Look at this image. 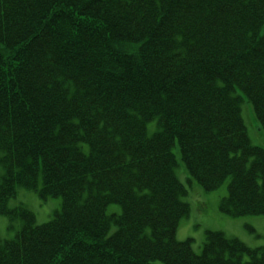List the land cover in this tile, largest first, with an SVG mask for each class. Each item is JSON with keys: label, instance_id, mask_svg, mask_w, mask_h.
Wrapping results in <instances>:
<instances>
[{"label": "trees", "instance_id": "16d2710c", "mask_svg": "<svg viewBox=\"0 0 264 264\" xmlns=\"http://www.w3.org/2000/svg\"><path fill=\"white\" fill-rule=\"evenodd\" d=\"M103 1L0 0V214L23 221L0 264H264V246L220 231L199 253L176 239L189 209L174 171L227 182L224 214L264 215V148L239 107L264 131V0H164L166 16ZM17 187L60 208L36 224L8 207Z\"/></svg>", "mask_w": 264, "mask_h": 264}, {"label": "rangeland", "instance_id": "374dc122", "mask_svg": "<svg viewBox=\"0 0 264 264\" xmlns=\"http://www.w3.org/2000/svg\"><path fill=\"white\" fill-rule=\"evenodd\" d=\"M262 33L264 34V26L262 27ZM245 102L239 107L247 135L251 144L264 148V131L256 120L251 105L249 102ZM152 125L156 128L154 121L148 122V132H150L149 129L152 128ZM174 171L186 190L181 196V200L188 204L189 209L187 215L178 222L175 231L178 241L190 239L192 250L199 253L206 232L220 231L224 236L240 241L248 249L253 250L264 246V215L233 217L219 211L218 204L226 194L227 182H224L215 190L203 191L201 186L187 176L182 167L177 165ZM60 205V197L42 198L38 192L23 187H17L15 196L8 201L9 208L19 206L32 212L36 224L48 221L54 211L60 208ZM106 211L108 214L119 212L120 207L116 204H110L107 206ZM21 224L22 221L17 216L10 217L0 214V238L11 239ZM114 227L112 225L110 232ZM153 264L159 263L154 262Z\"/></svg>", "mask_w": 264, "mask_h": 264}, {"label": "bare ground", "instance_id": "6f19581e", "mask_svg": "<svg viewBox=\"0 0 264 264\" xmlns=\"http://www.w3.org/2000/svg\"><path fill=\"white\" fill-rule=\"evenodd\" d=\"M145 1H146V0H145ZM162 1H164V0H155L156 4L159 3V4L157 5V14H158V15H159V13L162 11V9H163V7H164V5H162ZM112 2H113L112 0H109V1H108V0H105V1H103V4L107 5L108 7H109V6H116V4H114V3H112ZM144 3H145V2H144ZM144 3L142 2V7H146V8H147V6L144 5ZM87 4H90L91 6L86 7L85 4H82V9L85 10V11H88V12H90V13H93V12H94V11H93L94 2H93V1H89ZM131 4H132V3H131ZM145 4H147V3H145ZM136 6H137V5H130L129 8H127V9L124 10L125 13H128V12L130 11L131 8L136 7ZM155 8H156V7H155ZM151 9H152V7L150 6V10H151ZM150 10H149V11H150ZM146 11H147L148 15H150V16H154V17H155V15L152 14V13H150L147 9H146ZM168 12H169L168 7H164L163 15L166 16V15L168 14ZM179 18L182 19V18H183V14H180ZM84 28H85L88 32H92V34H94V36H95L96 38L99 37L98 34H100V33H97L94 29H91V27H89V26H84ZM165 61H166V60H165ZM165 119H166V118H165Z\"/></svg>", "mask_w": 264, "mask_h": 264}]
</instances>
